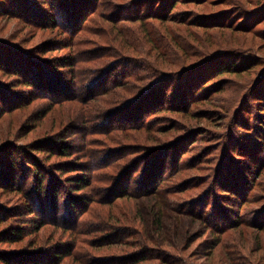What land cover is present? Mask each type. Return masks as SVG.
I'll list each match as a JSON object with an SVG mask.
<instances>
[{
	"label": "rangeland",
	"instance_id": "1",
	"mask_svg": "<svg viewBox=\"0 0 264 264\" xmlns=\"http://www.w3.org/2000/svg\"><path fill=\"white\" fill-rule=\"evenodd\" d=\"M1 1L0 264H264V0Z\"/></svg>",
	"mask_w": 264,
	"mask_h": 264
},
{
	"label": "trees",
	"instance_id": "2",
	"mask_svg": "<svg viewBox=\"0 0 264 264\" xmlns=\"http://www.w3.org/2000/svg\"><path fill=\"white\" fill-rule=\"evenodd\" d=\"M1 3H6V4H8V6L10 7V6H12V8L13 9H15V10H17L16 8H18V4L17 3H14V0H6L5 2H2L1 1ZM19 10H21L20 8H18ZM23 13H24V11H23ZM25 14V13H24ZM26 15V14H25ZM160 21H165V19L164 18H162V19H160ZM186 24V23H185ZM156 38H158L159 39V36H155ZM176 39V38H175ZM51 44V42H49V45ZM52 46V45H51ZM181 46L183 47V49H184V51H185V49L187 50V46L185 45V43H183V44H181ZM54 47H55V45H54ZM170 47H168V48H165V49H169ZM3 55V52H0V63L1 62H6L7 60H5V58L2 56ZM12 59H14V58H12ZM12 59H9V61H8V63H9V65H13V69H14V73L15 74H18V73H21L22 74V76L23 77H25V78H27V79H29L33 84H34V82L32 81V76L31 75H29L27 72H23L19 67V65L18 64H16V62L14 61V60H12ZM240 63V62H239ZM239 63H237V64H234V65H229V64H226L224 67V69H222V70H228V68H230L231 70H235V74H237V73H240V71L242 70V68H240V67H238V64ZM202 64H204V63H202ZM202 64H198L197 66H195L196 68H198L199 66H201ZM194 66H192V67H190V68H186L187 70H191V69H194L193 68ZM186 69H183V70H186ZM221 70V69H220ZM22 71V72H21ZM220 74H222V75H224V72H219V75ZM26 85H30V82H27L26 83ZM147 89H149L150 90V88H147ZM144 90H146V89H144ZM143 92V91H142ZM141 92V93H142ZM138 93H140V91L138 92ZM137 93V94H138ZM144 93V92H143ZM143 95V94H142ZM141 95V96H142ZM137 101V98L136 99H134V100H130V101H127V102H125V103H123L121 106L122 107H125L126 105H129V104H132L133 102H135L134 103V106L135 105H138V102H136ZM158 101H160V102H165V95H162L161 96V98L158 100ZM178 102H180V101H178ZM137 103V104H136ZM186 104V102H184V105ZM169 105V104H168ZM178 104H174V105H171V106H173V107H179V106H177ZM163 107V108H162ZM161 107V109H164V108H166V107H164V106H162ZM185 109H187V108H185ZM160 110V109H159ZM180 111H181V109H180ZM263 112H264V109L262 110ZM264 123V122H263ZM264 125V124H263ZM7 177H8V175H7ZM229 192H230V197H227V200H230V199H234V200H237V198L238 199H241L243 196H241L239 193V191L238 190H236V189H234V188H231L230 190H229ZM235 195V196H234ZM34 212V211H33ZM33 212H31V213H33ZM232 228V227H231ZM231 228H226V229H223L222 231H219L218 233H220V235L221 236H224V235H226L227 233H229V230L231 229ZM232 229H234V228H232ZM260 229L262 230V231H264V228H262V227H260ZM15 233L16 232H14L13 234H11L12 236H15ZM19 236V235H18ZM55 258H59V259H62L61 258V256L59 255V256H54ZM1 259H3V258H1ZM20 260H21V258H19ZM131 258H124V259H122V262H123V264H144L145 262H147V261H149L148 259H145L144 257H140L139 258V260H134V261H131L130 260ZM3 261L4 262H6L7 264H14L15 262L13 261V257H11V256H6L4 259H3ZM29 260H27L26 262H28ZM240 261V259H237V260H235V259H232L231 260V262L232 263H236V262H239ZM23 263V261L21 260V261H18V264H22ZM37 264H46V263H41V262H36ZM52 264H55V263H52ZM185 264H187V263H185ZM252 264H253V261H252Z\"/></svg>",
	"mask_w": 264,
	"mask_h": 264
}]
</instances>
